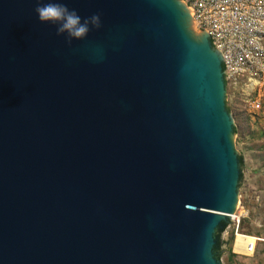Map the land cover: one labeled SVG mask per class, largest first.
<instances>
[{"label": "water", "instance_id": "obj_1", "mask_svg": "<svg viewBox=\"0 0 264 264\" xmlns=\"http://www.w3.org/2000/svg\"><path fill=\"white\" fill-rule=\"evenodd\" d=\"M46 3L48 0H42ZM0 0V264H221L240 160L222 59L181 0Z\"/></svg>", "mask_w": 264, "mask_h": 264}, {"label": "built area", "instance_id": "obj_2", "mask_svg": "<svg viewBox=\"0 0 264 264\" xmlns=\"http://www.w3.org/2000/svg\"><path fill=\"white\" fill-rule=\"evenodd\" d=\"M181 1L220 55L231 95L259 110L264 92V0ZM229 216L224 233L233 226L235 236L240 215L236 211Z\"/></svg>", "mask_w": 264, "mask_h": 264}, {"label": "rangeland", "instance_id": "obj_3", "mask_svg": "<svg viewBox=\"0 0 264 264\" xmlns=\"http://www.w3.org/2000/svg\"><path fill=\"white\" fill-rule=\"evenodd\" d=\"M261 95L262 106L259 110H254L245 107L239 98L232 96L226 88L228 114L233 128L236 129L234 150L243 159L240 169L242 180L240 184L238 181L237 208L235 209L240 215L238 232L241 235H252L264 239V92H261ZM241 235L238 234L234 241L233 226L222 234L225 242L231 239L232 242L223 246L226 252L219 262L221 264H264V242H257L254 253L249 255L246 246L248 243H253L254 239L247 240ZM230 255H233L232 258H229Z\"/></svg>", "mask_w": 264, "mask_h": 264}, {"label": "clouds", "instance_id": "obj_4", "mask_svg": "<svg viewBox=\"0 0 264 264\" xmlns=\"http://www.w3.org/2000/svg\"><path fill=\"white\" fill-rule=\"evenodd\" d=\"M35 13L41 24L56 26V35L66 34V43L71 46L72 42L84 40L91 30H99L101 27L100 14H93L87 18H81L75 9H69L60 0H36Z\"/></svg>", "mask_w": 264, "mask_h": 264}, {"label": "trees", "instance_id": "obj_5", "mask_svg": "<svg viewBox=\"0 0 264 264\" xmlns=\"http://www.w3.org/2000/svg\"><path fill=\"white\" fill-rule=\"evenodd\" d=\"M229 113V110H228ZM235 133H236V129H234ZM239 160H240V169L243 165V159L241 156H239ZM242 180V175L241 173H239V184ZM229 222L228 221H223L221 222L218 227L215 230L214 233V240H215V245L213 247V254L215 255V258L217 259V261H220V259L222 258V256L224 255V253L226 252L223 249V246L228 245L229 243L232 242V239L230 241L225 242L222 239V234L224 233L226 227L228 226ZM235 240V239H234ZM234 243V241H233ZM233 243H232V248H233ZM230 252V251H229ZM233 255H230L229 258H232Z\"/></svg>", "mask_w": 264, "mask_h": 264}, {"label": "bare ground", "instance_id": "obj_6", "mask_svg": "<svg viewBox=\"0 0 264 264\" xmlns=\"http://www.w3.org/2000/svg\"><path fill=\"white\" fill-rule=\"evenodd\" d=\"M187 11H188V10H187ZM188 12H189V11H188ZM236 208H237V205H236ZM236 208H235V209H236ZM235 213H236V210H235L232 214H235ZM232 214H231V215H232ZM231 215H230V216H231ZM230 216H229V217H230ZM258 226H259V225H258ZM238 234L241 235L239 232H237V234L235 235V238H234L235 240H236ZM241 237H244V238H246L247 240H250L251 238L254 239L253 243H248L247 246H246L249 255H252V254L254 253V249H255V246H256V243H257V242H261V241L264 242V239H259V238L255 237V236H252V235H251V236H250V235H241ZM235 240H234V241H235ZM233 252H234V250H233ZM234 253H235V252H234ZM236 254H238V255H243V254H239V253H236Z\"/></svg>", "mask_w": 264, "mask_h": 264}, {"label": "flooded vegetation", "instance_id": "obj_7", "mask_svg": "<svg viewBox=\"0 0 264 264\" xmlns=\"http://www.w3.org/2000/svg\"><path fill=\"white\" fill-rule=\"evenodd\" d=\"M215 256V255H214Z\"/></svg>", "mask_w": 264, "mask_h": 264}]
</instances>
